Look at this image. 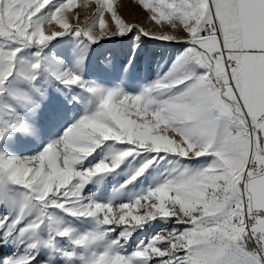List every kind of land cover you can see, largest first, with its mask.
Wrapping results in <instances>:
<instances>
[{
	"label": "snow or ice",
	"instance_id": "6c2138e0",
	"mask_svg": "<svg viewBox=\"0 0 264 264\" xmlns=\"http://www.w3.org/2000/svg\"><path fill=\"white\" fill-rule=\"evenodd\" d=\"M137 2L152 28L113 0H96L98 28L73 14L76 0H0V245L12 246L0 264H264V0ZM69 33L67 55L46 50ZM114 36L128 44L125 72L142 36L181 49L132 94L83 75L90 47ZM53 91L71 122L38 152L14 153L18 137L39 140ZM165 157L175 166L120 198ZM153 221L164 226L129 251Z\"/></svg>",
	"mask_w": 264,
	"mask_h": 264
},
{
	"label": "rangeland",
	"instance_id": "374dc122",
	"mask_svg": "<svg viewBox=\"0 0 264 264\" xmlns=\"http://www.w3.org/2000/svg\"><path fill=\"white\" fill-rule=\"evenodd\" d=\"M114 6L118 7L119 14L128 22L142 24L152 28L153 25L148 22L145 12L137 2V0H113ZM96 0H76V7L73 14L80 13V21L83 22L85 17L96 19L97 28L99 17L95 16ZM106 22H111L110 14L105 13ZM70 23H77V20L70 17ZM55 30H59L58 25H53ZM78 38L71 33L57 37L50 42L47 51H56L57 53L67 55L71 45ZM143 43L138 48L134 63L124 71L123 65L129 55L128 44L121 37H112L99 44L90 47L83 75L86 79L96 80L106 86H114L119 84L122 89L128 93L136 94L142 87L155 80L159 76H163L168 71L171 63L181 49V46L175 43H165L161 41L151 40L148 37H140ZM68 109L64 105V101L59 94L52 92L50 99L44 106L36 120V125L40 129V137L38 141L31 138H17V143L10 144L11 151L17 154L30 155L38 152L49 140L57 137L64 128L71 122L68 116ZM211 157H200L192 161H184L189 166L207 163ZM141 160L140 156L135 159L128 158L119 169L110 174L104 187V194H109L113 187H119L123 183L128 174L131 173L135 166H138ZM154 162L153 165L146 170L145 174L137 178L125 186L122 198H125L129 192H134L142 187L148 186L149 182L159 173L165 171L166 168L175 166V157H165L164 160ZM88 188L95 190L94 185H88ZM164 224L162 222H150L143 228L137 229L129 238L128 250L134 248L140 241L147 242L151 235L159 231ZM11 245H0V255L8 254L11 251Z\"/></svg>",
	"mask_w": 264,
	"mask_h": 264
}]
</instances>
